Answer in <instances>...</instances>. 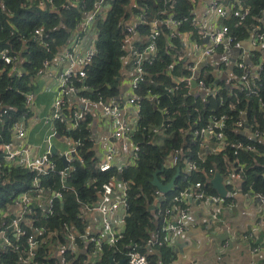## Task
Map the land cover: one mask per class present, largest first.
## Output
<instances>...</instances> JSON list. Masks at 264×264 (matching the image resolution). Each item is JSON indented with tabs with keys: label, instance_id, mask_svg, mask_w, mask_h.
Wrapping results in <instances>:
<instances>
[{
	"label": "built area",
	"instance_id": "obj_1",
	"mask_svg": "<svg viewBox=\"0 0 264 264\" xmlns=\"http://www.w3.org/2000/svg\"><path fill=\"white\" fill-rule=\"evenodd\" d=\"M107 0H92L91 8L85 11L82 23L78 26L74 33L73 39L69 45L63 47L62 50L54 56L52 61L44 60L43 66L52 65L59 71L56 76V88L52 97V111L49 116H36L40 122L49 124V133L45 137L46 146L42 152L37 154L38 145H31L27 142L23 145H13L12 141L0 143V151L5 162L12 166H20L27 168L35 172L32 180V188L28 191L18 193L12 198L14 208L9 207L0 211L2 221L0 223V252L7 249H13L15 251L20 250L19 240L25 239L27 245L28 256L23 259V264L28 263L32 257L36 254V248L43 243L52 244L58 239V234L55 230H47L44 226H38L35 222V217L43 219L50 218L54 214L56 200L63 199V190L66 189L64 185L66 175L74 169V164H82L84 158L81 155L82 151L89 152L87 148L88 144L95 142L93 137V127H91V121L88 119L91 108L97 106L100 113L108 121V134L100 140V156L97 157V167L101 172H109L112 169H116L121 172L132 166L138 158L139 146L133 139V135L139 129L140 119V103L139 98L136 95V89L139 82L144 78V69L146 64H152L157 59L158 45L157 40L159 36L164 33L163 27L168 29V39H173L176 43H182L179 39V31L183 23L186 22L188 30L193 28L195 18L193 17L192 9L188 17L183 19H176L172 15L167 18L159 19L155 18L148 23L143 14L142 8L138 13H130L126 19L125 25V39L121 48L123 53L119 59L125 62L130 59L132 74L129 78V94L125 97L111 96L104 98L101 95H97V98H91L88 95H83L80 90L89 91V88L85 85L81 87L75 84L74 78L84 77L86 75L85 66L92 62L96 53V40L97 31L95 29L96 19L103 15L107 9ZM134 1H130V8L134 6ZM172 1V0H171ZM45 0H39L38 5L42 7ZM51 2V0H49ZM165 3L167 1L159 0V3ZM194 2V0H193ZM193 5V4H192ZM67 7V6H66ZM85 8V4L82 5ZM193 7V6H192ZM211 9L215 12L216 22L213 29L208 34H202L205 41L211 40L212 44L204 46L205 44H194V49L198 50L199 60L188 62L187 74L177 76L175 69L182 62L184 54L174 53L171 55V62L166 66V74L175 83V89L180 86L187 89L192 87L191 81L196 79V87L203 91V94L208 98H214L217 100V105L224 106L233 110L237 108L239 103V92H244L247 98H257L259 109L264 112V96L260 91L264 90V8L261 11L259 17L247 22V18L250 14V6L243 4L242 0H228L223 2L221 0H213L211 3ZM164 12V11H163ZM246 21V22H245ZM148 24V32H143L144 24ZM234 28H241V31H237ZM87 32H90V45L81 52L78 50L81 37ZM136 32V33H135ZM193 33V32H191ZM137 34L146 36L145 41L132 42L128 38L130 35ZM195 34V33H193ZM246 37H249V42L253 47L260 45L259 51L263 54L261 60L256 55L257 62H251L248 54L241 55L242 46L246 50H250L244 41H240ZM52 36L46 32L43 28L37 27L31 33L29 40L44 47L47 51L50 49V41ZM20 39L27 41L24 36H20ZM247 43V42H246ZM170 44V42H169ZM181 46V44H180ZM230 46V47H229ZM223 47H229L228 52L233 53L230 66H235V74L232 78L221 81L218 78H214L213 82L208 80V75L205 76L201 73V65L199 62L204 58L213 57L218 60L221 56L216 55V52ZM238 59V60H237ZM0 61L3 65L10 67L11 72L17 77H21L23 71L20 68L21 59L18 54L11 53L9 48L0 50ZM184 61V60H183ZM52 63V64H51ZM67 63V66H61ZM228 64V63H227ZM229 66V68H230ZM216 69L217 65L214 66ZM78 93V105L74 108L67 109V97L70 93ZM24 96V111L21 113L20 118L14 119L10 123V131L12 138L17 136L24 139L25 122L28 118H32L33 110L31 105L34 99V92L31 89L22 92ZM148 97H151L158 103V97L148 92ZM232 98L235 101H232ZM206 102V101H205ZM12 109L7 106L0 107V120H3L8 111ZM32 112V113H31ZM247 109L240 111L239 117L233 114L222 112L220 114H212L208 117L203 126L198 127L192 131L194 138L203 143V156L199 154L200 159L203 161L206 158L204 152L205 144L213 142L215 150L220 151L227 141L225 134V126L227 121H232L237 132L243 136L251 139L252 141H258L264 144V127L260 128L257 123V119L253 117V121L247 120ZM264 116V114H263ZM58 124L66 125L68 130L73 132L83 130L87 137L81 136H69L70 139L66 140L69 147L63 150L61 153L57 150V155L50 151V146L53 140L58 137ZM245 128L251 130V134H247L244 131ZM152 131H156L153 128ZM73 134V133H72ZM11 138V139H12ZM247 150L255 152L256 148L252 144L244 145L242 143L235 144L233 153L238 154V150ZM62 154L66 160L67 165L63 166L59 156ZM262 155V153H260ZM56 157L61 163V167L58 168ZM171 160L175 164L180 157L178 150L170 156ZM183 172L190 175L195 171L196 164L193 160L187 157L182 159ZM235 176L241 177L243 166L239 168L234 167ZM53 173H57L59 180L62 183L61 188L52 189L51 177ZM214 171L209 169L206 174L212 175ZM185 176V180H186ZM40 177H47L48 185L45 187L42 184ZM94 178L92 182H94ZM68 188V187H67ZM118 190L117 198H114V192ZM251 191V190H250ZM32 192V194H31ZM252 192V191H251ZM253 193V192H252ZM158 196L168 201L169 206L159 207L157 214L163 217V226L161 231H175L181 230V225L171 224L168 221V216L171 214V206H177V210L180 214V219L184 220L187 217V208L182 204L186 203V199L192 196L198 200H204L210 198L213 202H224L231 197L230 192H226L224 196L219 194H208L204 187L202 180H196L191 182L184 188L176 189L169 194H164L157 190ZM254 194V193H253ZM259 200L264 203V194H255ZM98 200L96 203L84 204L81 207L80 217L82 219L85 213L96 211L101 216V223L105 231V236L98 234H91L85 230L79 231L75 229L73 225L64 223L63 229V242L56 241V248H58L59 257L55 264H73L75 259L79 258V255L86 251L88 258L86 261L80 264H98L103 257V248L105 245L115 246L118 240L122 237L123 230L119 231L114 229L109 216L118 209H124L125 213L128 208L126 196H127V182L123 181L121 177L114 173L109 175V178L102 182L98 190ZM36 202V205H33ZM214 216V215H213ZM154 237H151L149 242L151 244H161L160 231L154 233ZM11 235L14 237L11 238ZM92 245L89 251L86 250V245ZM251 251H255V247L250 248ZM73 259L70 260L68 257ZM125 261L127 264H149L146 254L141 253L136 244H131L129 250L125 253ZM190 264H197L196 261H191ZM252 264V262H251Z\"/></svg>",
	"mask_w": 264,
	"mask_h": 264
},
{
	"label": "trees",
	"instance_id": "obj_2",
	"mask_svg": "<svg viewBox=\"0 0 264 264\" xmlns=\"http://www.w3.org/2000/svg\"><path fill=\"white\" fill-rule=\"evenodd\" d=\"M130 1L107 0L105 13L96 19L95 56L92 62L85 66L86 75L74 78L76 85L80 87L85 85L89 88L86 92L80 90L83 95L91 98L101 95L109 98L119 94V85L124 76V66H126H123L124 63L119 57L124 52L121 46L125 39L124 23L129 12L135 14L142 8L147 23L155 18H167L169 15L176 19H183L190 15L193 4V0H163L167 1L165 3H159V0H135L134 6L130 8ZM242 1L243 4L250 6L247 22L260 16L264 8V0ZM38 3L39 0H0V50L9 48L11 53L18 54L21 59L20 68L23 71L21 77H17L11 72L9 66L3 65L0 61V107L12 108L8 111V115L0 120V143L11 141L10 123L20 118L24 111L22 92L31 89V80L43 69V61H52L63 47L70 44L74 33L83 21L85 11L91 8L92 0H51V2L45 0L42 7ZM83 4L85 8L82 7ZM147 23L141 28L145 33L149 29ZM187 24L184 22L180 29L187 28ZM37 27L43 28L52 36L48 51L29 40L31 33ZM234 29L241 31V28ZM163 31L164 33L157 40L159 50L157 59L152 64L145 65L144 78L136 89L141 109L139 129L133 135V139L139 146L135 163L121 172L116 169L101 172L97 167V157L91 149L88 153L82 151L83 163H75L74 169L66 175L69 186L63 190V199L56 200L53 216L47 219L35 217L36 225L44 226L47 230H55L58 234L56 241L63 242L64 223L82 231L83 223L80 217L82 205L96 203L101 183L106 181L112 173L119 174L121 179L127 182L128 208L124 216L123 233L115 246H104L103 257L98 264H110V257L117 261L125 259V253L131 244H136L137 249L144 254H147V246H152L157 247L160 253L165 255L164 244L153 245L149 242L153 233L160 231L163 223V217L157 214V209L169 206L168 201L160 198L154 210L148 209L158 196L157 188L151 183L156 170H159L157 173L159 180L166 183L174 175L176 168H180V175L170 192L184 188L196 180H202L208 194H217L210 183L211 178L206 175L208 170L219 171L225 175L232 165L236 168L242 165L241 188L249 189L254 194H264V144L252 141L237 132L233 122L229 120L224 130L227 136L224 147L216 153L213 151L206 153V158L202 161L199 157L202 146L200 141L192 135V131L203 126L212 114L226 112L239 117L243 109H247L248 121L252 122L255 117L258 126L263 128L264 112L262 113L259 109L257 98H247L244 92H239L237 108L231 110L226 105H217V100L212 97L204 102L201 97L190 95L185 87L180 86L175 89V83L166 74L165 69L171 62L169 45H177V43L167 38L166 27H163ZM20 36L28 40L23 41ZM148 92L158 97L157 105L151 97H148ZM260 92L264 96V90ZM232 101L235 99L232 98ZM153 128H156V131H152ZM67 134L87 137L83 130L71 131ZM210 143L213 144L211 141ZM238 143L252 144L256 151L240 149L235 155L233 150ZM176 150L180 152L182 158L170 166L167 160ZM184 157L193 160L197 168L187 176L183 172L181 162ZM56 162L60 168L61 163L57 157ZM34 175L35 172L27 168L7 164L0 151V211L9 207L15 195L33 187ZM40 178L42 184L47 187V177ZM93 178L94 182H92ZM61 186L57 173H53L52 189H59ZM33 205H36V202H33ZM1 221L0 216V223ZM11 238L14 239L12 235ZM19 244V251L7 249L0 252V264H23V259L28 256L25 239L21 238ZM49 245L40 244L36 248L34 257L26 264H55L57 251L53 253ZM68 259L73 261L74 258L69 256ZM147 259L149 264H156L148 255ZM83 260L84 257L79 255L73 264H80ZM125 264H127L126 261Z\"/></svg>",
	"mask_w": 264,
	"mask_h": 264
},
{
	"label": "crops",
	"instance_id": "obj_3",
	"mask_svg": "<svg viewBox=\"0 0 264 264\" xmlns=\"http://www.w3.org/2000/svg\"><path fill=\"white\" fill-rule=\"evenodd\" d=\"M213 0H194L192 13L195 18L193 28L191 30L184 29L179 31V39L182 43L177 45H169L171 55L182 52L184 58L182 62L175 69L177 76L187 74L188 62L198 61V50L194 49V44H205L209 46L212 44L211 40L207 38L205 41L202 34H208L213 29L216 22L215 12L211 9ZM227 2L228 0H221ZM195 34H193V33ZM136 33V32H135ZM249 37L240 41H244L250 50H246L243 46L241 48L243 54H248L250 61H256V55L261 60L263 54L259 51L260 45L253 47L249 42ZM145 41L146 36L137 34L130 35L128 38L132 42ZM247 42V43H246ZM181 44V46H180ZM90 45V32H87L81 37L78 50L83 52ZM230 47V46H229ZM228 47V48H229ZM227 47L223 50L219 49L216 55L221 56L218 60L213 57L204 58L199 62L201 65V73L208 75V80L213 82L214 78L221 81L232 78L235 74V66H230L233 53L228 52ZM62 50V49H61ZM60 52V51H59ZM58 52V53H59ZM261 54V56H260ZM170 55V56H171ZM238 60V59H237ZM264 60V59H263ZM124 76L119 85L120 90L118 97H125L129 94V78L132 74L130 59L123 62ZM130 63V65H127ZM228 63V64H227ZM52 64V63H51ZM217 65L216 69L214 66ZM61 66H67V63ZM230 66V68H229ZM58 69L52 65L43 66L41 72L31 80V90L35 96L31 108L33 110L32 118H28L24 124L26 131L24 139L14 136L11 141L13 145H23L25 142L31 145H38L37 154L43 151L46 146L45 137L49 133V124L40 122L36 116H49L52 111V97L54 89L56 88V76ZM188 93L193 96H199L205 102L207 100L203 91L198 88H189ZM78 105V93H70L67 97V109L70 110ZM32 113V112H31ZM93 127V137L95 142L90 144L91 151L95 157L100 156L99 142L108 134V121L100 113L97 106L91 108V113L88 115ZM58 137L53 140L52 145L55 146L60 153L69 147L66 141L69 138L68 127L66 125L58 124ZM247 134H251V130L244 129ZM201 148V155L203 156V143ZM215 145L208 142L205 144L204 152H218L215 150ZM168 165H174L171 158L167 160ZM234 166L232 165L223 176L224 186L231 197L224 202H213L210 198L198 200L192 196L186 199V203L182 204L187 208V217L184 220L180 219L177 206H171V214L168 216V221L171 224L181 225V230L165 231L160 229V239L162 245L165 246L166 253L163 256L157 247L147 246L146 256L156 264H190L191 261H196L197 264H264V203L253 194L249 189L243 190L241 188L242 178H237ZM208 175V174H206ZM213 175V174H212ZM212 175H208L210 178ZM118 190L114 192V198H117ZM32 194V192H31ZM9 207L14 208L11 202ZM7 207V208H9ZM6 208V209H7ZM214 215V216H213ZM124 209H118L109 216L110 222L114 229L119 231L124 228ZM83 223V230L91 234H98L105 236V231L101 223V216L96 211L85 213L81 219ZM156 232H159L156 231ZM163 233V236H162ZM154 233L153 236L154 237ZM56 244H50L52 252L57 251ZM92 245L87 244L86 250L89 251ZM255 247V251H251V247ZM87 260L88 254L86 251L80 254ZM114 261H117L114 259ZM81 262V263H82Z\"/></svg>",
	"mask_w": 264,
	"mask_h": 264
},
{
	"label": "water",
	"instance_id": "obj_4",
	"mask_svg": "<svg viewBox=\"0 0 264 264\" xmlns=\"http://www.w3.org/2000/svg\"><path fill=\"white\" fill-rule=\"evenodd\" d=\"M191 83H192V85H191L192 87H196V85H197L196 79H193L191 81ZM50 151L55 155L58 154L54 145L50 146ZM58 156H59V159L61 160L63 166H66L67 163H66L64 156L62 154H60ZM161 170H163V169H161ZM158 171L159 170H156L153 173L151 183L157 188L158 191L166 194V193L170 192L175 187V181L178 178V176L180 175V168L179 167L176 168L174 175L166 183H163L159 180L158 175H157ZM210 183H211L212 187L216 190L217 194H219L220 196H224L226 194L227 189L224 186L223 176L221 175V173L219 171H215L213 173V175L210 179ZM64 185L69 186L67 184V182H65ZM159 199H160V196H157L153 200V202L148 206V209L154 210ZM109 263L110 264H125V259H120L118 261H114L113 257H110Z\"/></svg>",
	"mask_w": 264,
	"mask_h": 264
}]
</instances>
